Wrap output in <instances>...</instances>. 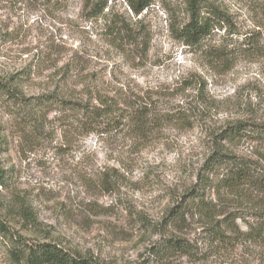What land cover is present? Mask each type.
<instances>
[{
	"label": "rangeland",
	"instance_id": "obj_1",
	"mask_svg": "<svg viewBox=\"0 0 264 264\" xmlns=\"http://www.w3.org/2000/svg\"><path fill=\"white\" fill-rule=\"evenodd\" d=\"M209 2L239 32L259 31L262 52L240 56L227 72L213 71L173 38L171 17L160 1L144 18L148 49L132 44L121 50L107 42L100 20L86 18L83 0H0V74L32 66L27 95L56 88L81 96L92 84L115 94L123 105L144 95L154 110L166 114L180 105H198L199 84L181 90L184 80L197 79L205 82L202 95L211 102L210 111L205 104L199 107L193 125L177 116L165 119L147 141L130 134L106 139L70 132L54 114L46 118L42 133L31 136L0 104V144L6 149L1 160L9 175L8 187H0V209L15 237L53 241L101 264H264V239L213 242L199 216L177 229L165 226L169 208L194 183L209 152L210 132L238 118L264 121V0ZM177 6L183 18L180 2ZM50 50L54 53L47 60L38 59V53ZM67 63L70 72L62 77ZM228 148L253 157L261 152L248 141ZM107 171L112 184H106ZM254 201L245 205L229 198L223 205L216 197L217 210L244 214L251 222L257 219L250 214L261 212ZM237 222L247 229L242 218ZM165 236L186 238L195 253L163 261L149 257V247ZM11 249L10 240L0 236V264H17Z\"/></svg>",
	"mask_w": 264,
	"mask_h": 264
},
{
	"label": "trees",
	"instance_id": "obj_2",
	"mask_svg": "<svg viewBox=\"0 0 264 264\" xmlns=\"http://www.w3.org/2000/svg\"><path fill=\"white\" fill-rule=\"evenodd\" d=\"M83 1L86 18L100 20V28L107 42L121 50L132 44L141 46L142 50L148 49L151 38L144 18L159 1L165 3L171 17L169 31L173 38L187 46L191 52L202 56L213 71L227 72L234 67L240 56H256L263 50L259 31L239 32L230 17L209 0H172L169 3L164 0ZM177 2H180L183 9V18ZM119 4H124L126 8L119 9ZM219 32L223 34L219 36ZM53 53V50L50 53L41 52L37 57L45 61ZM31 67L19 69L7 76L0 74V104L16 119L21 131L30 133L31 136L42 133L47 127L46 118L54 114V118L65 122V127L70 132L80 131L82 135H97L106 139L130 134L147 141L156 135L165 119L173 120L177 116L185 124L193 125L195 119H198L199 107L204 108L205 104L208 111L211 109L210 100L202 95L205 82H197V79L184 80L181 90L183 92L187 87L199 84L197 95L201 93L202 98L197 102L198 105H180L166 114L154 110L155 105H151L144 95H139L134 102L126 101L123 105L115 94L102 91V88L92 84L86 85L81 96H77L75 91H60L56 88L27 95L24 86L34 73ZM66 68L68 63L62 67V77L68 76L70 72ZM209 140V152L196 172L194 183L169 208L165 215V226L173 225L177 229L188 218L199 216L203 219L204 233L211 236L213 242L232 244V240L239 236L248 240L264 239V121L238 118L226 122L210 132ZM246 141L256 143L261 148L256 157L238 154L228 148ZM1 145L0 187L6 188L9 175L1 160L6 149ZM104 177L107 178L106 184H112L110 171L105 172ZM214 196L223 205L229 198L245 205H251L255 203L254 200H258L257 205L261 212L250 214L255 215V222L247 221L244 214L217 210ZM1 214L0 209V236L12 243L10 254L17 264H101L93 257L72 252L53 241L29 243L23 238H17ZM241 218L247 224L246 230H242L237 222ZM192 253H195V248L191 242L178 236H165L156 240L148 249L149 257L159 261L174 254Z\"/></svg>",
	"mask_w": 264,
	"mask_h": 264
}]
</instances>
